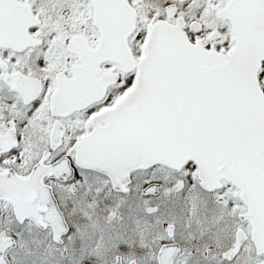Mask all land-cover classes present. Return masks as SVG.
<instances>
[{"label":"snow or ice","instance_id":"6c2138e0","mask_svg":"<svg viewBox=\"0 0 264 264\" xmlns=\"http://www.w3.org/2000/svg\"><path fill=\"white\" fill-rule=\"evenodd\" d=\"M0 264H264V0H0Z\"/></svg>","mask_w":264,"mask_h":264}]
</instances>
